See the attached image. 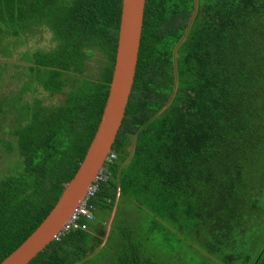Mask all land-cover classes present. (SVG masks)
<instances>
[{"label":"trees","instance_id":"obj_1","mask_svg":"<svg viewBox=\"0 0 264 264\" xmlns=\"http://www.w3.org/2000/svg\"><path fill=\"white\" fill-rule=\"evenodd\" d=\"M194 4L146 0L132 92L93 218L81 217L85 229L29 264H173L150 237L156 229L149 236L121 207L130 202L158 224L175 264H212L174 252L193 235L212 239L227 264H264V243L257 252L235 236L264 191V0L198 4L193 17ZM120 12L121 0H0V54L21 45L24 61L0 64V79L18 86L0 99V120L15 113L0 148L19 158L0 172V262L49 213L84 157L111 81ZM44 31V47L24 50L26 34Z\"/></svg>","mask_w":264,"mask_h":264},{"label":"water","instance_id":"obj_2","mask_svg":"<svg viewBox=\"0 0 264 264\" xmlns=\"http://www.w3.org/2000/svg\"><path fill=\"white\" fill-rule=\"evenodd\" d=\"M146 0H121L117 46L106 101L82 161L49 213L0 264H29L54 241L103 168L117 138L132 92Z\"/></svg>","mask_w":264,"mask_h":264},{"label":"rangeland","instance_id":"obj_3","mask_svg":"<svg viewBox=\"0 0 264 264\" xmlns=\"http://www.w3.org/2000/svg\"><path fill=\"white\" fill-rule=\"evenodd\" d=\"M217 0H197L199 7L201 9H203L204 5L207 4L209 6V9L213 6H215ZM192 17L189 21V23L191 22ZM188 23V25H189ZM16 39L18 41H22L23 37H16ZM25 39H27V44L23 45L24 50L25 49H30V48H42L44 47V45L47 44V41L49 39V34L46 33V31H44L42 33V35L39 37L37 35H29L26 34L25 35ZM21 45H18L16 48V51L14 52L13 56L11 57H2L3 55L0 54V64H4V63H24V61L22 60V58H20V55L18 53V51H22L20 50ZM6 50H9V47L6 48ZM98 62V59L95 57H93V60L91 59L90 64H96ZM98 69V68H97ZM97 69L94 68H90L91 73H94L97 71ZM18 86H13V87H8L7 85H5V82H3L2 79H0V99H2L4 96H11L12 92L14 89H16ZM37 96V94H36ZM63 96V95H60ZM62 101L63 98L61 97ZM14 118H15V113H11L9 112L8 116L6 115L5 119L0 120V127H1V131H0V135L2 138L6 139V140H11V129H12V123H14ZM133 139V138H132ZM131 147L128 148V150ZM18 153L17 151H13L9 154H5L2 152L1 148H0V172H6L7 169L9 168V166H11L12 163L16 162L18 160ZM248 179V178H246ZM254 179V182H256L258 180L257 176H254L252 178V180ZM251 181V180H249ZM247 186V189H249L251 196L255 195L257 196L256 192L258 191L257 189H251L247 183H245ZM262 195H259V203L257 204V209L254 210L253 209V205L251 206H247L244 210L243 215H245V218L243 219V221L245 222V231L239 234H235L237 239H245L248 242H252L253 243V250L257 251L260 248V244L264 243V210L262 209V206L264 207V191H262ZM258 197V196H257ZM130 202V201H129ZM121 207H125V209L127 210V212L130 213V219L132 221H136L137 223H143L145 222V224H142V231L145 232L146 234H148L150 236L149 233H151V231H149V229L151 227H154L156 229V231L153 233V235H151L150 237L152 238L154 244H156L161 250H163V259L165 261H170L173 264H175L176 262L178 263L179 260H175L174 257H171L170 254H168L165 251H168L169 249L165 246L167 243L166 238H162V231L160 229V227L158 226V224L153 223L150 224L152 222V218L148 216V214L143 211V210H139L138 207H136V205H134L132 202L128 203V204H121ZM95 222L97 224H102L103 223V217L102 214L100 212H96L95 214ZM114 212H112V215L110 216V219L113 217ZM110 219H107V222L110 223ZM144 220V221H142ZM137 226V225H135ZM164 230V229H162ZM144 234V233H143ZM203 235H206V232H203ZM198 237H196L195 235H193L191 237V246L189 247L188 244H185V242L183 243H177L174 252L176 254L181 255L183 254V256L186 259H190L193 260V262L197 263L203 259L207 260L208 263H214V260L217 261V264H220V262H222V264H227L225 263V261L222 260V258L220 257V253L215 251L216 249H210L213 246V240L211 239L208 242H204V241H200L197 239ZM195 242V243H194ZM163 248V249H162ZM183 249V252L182 250ZM251 251V252H254ZM106 264V263H105Z\"/></svg>","mask_w":264,"mask_h":264},{"label":"built area","instance_id":"obj_4","mask_svg":"<svg viewBox=\"0 0 264 264\" xmlns=\"http://www.w3.org/2000/svg\"><path fill=\"white\" fill-rule=\"evenodd\" d=\"M115 155L110 152L103 168L99 171L97 177L94 179V181L91 183V185L87 188L85 197L81 200V202L78 204L77 208L71 215V217L68 219L66 224L63 226V228L60 230V232L57 234L54 240L59 241L62 236L68 234L73 228L79 225L81 229H85V224H78V221L81 217L86 219H92V204L90 203L91 200L95 197L96 193L100 189L101 183H103L107 179V173H106V163L110 161V159H113Z\"/></svg>","mask_w":264,"mask_h":264},{"label":"flooded vegetation","instance_id":"obj_5","mask_svg":"<svg viewBox=\"0 0 264 264\" xmlns=\"http://www.w3.org/2000/svg\"><path fill=\"white\" fill-rule=\"evenodd\" d=\"M194 1H195V4H194V10H193V14H192L193 17H194V15H195V13H196L195 10H196L197 5H198L197 0H194ZM191 21H192V20H191ZM188 23H189V22H188ZM188 27H189V26H188ZM104 64H105V63H104ZM133 140H134V138L132 139V141H133ZM130 147H131V146H130ZM129 150H130V149H129ZM131 151H132V148H131ZM131 151H130V153H132Z\"/></svg>","mask_w":264,"mask_h":264}]
</instances>
